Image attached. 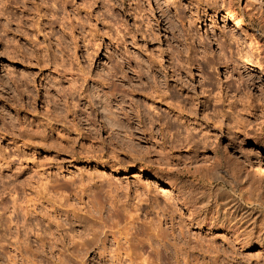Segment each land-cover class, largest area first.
<instances>
[{"label":"rangeland","instance_id":"374dc122","mask_svg":"<svg viewBox=\"0 0 264 264\" xmlns=\"http://www.w3.org/2000/svg\"><path fill=\"white\" fill-rule=\"evenodd\" d=\"M23 1L3 0V3L11 9L9 11L13 22L7 25L8 29L5 28L6 32L3 33L7 37L4 36L1 40L4 43L3 39L8 38L10 46L13 43L20 44L17 45V50L18 53L21 52L17 59H11L6 53L0 52V73L4 75L3 66L15 68L17 79L15 83L7 84L9 89L0 85V177H3L0 179L3 183H17L19 187L17 196L19 195L22 207L26 206L31 198L30 207L32 208L33 204L36 206L34 211L30 212L31 215L28 213L25 216L23 209L19 211L20 214L18 213L19 226L23 220L26 226L32 223L31 227L33 225L34 228L25 234L24 227H20V234H23L20 238L25 239L31 249H22L19 264H26L27 260L33 262L32 264H57L58 256L68 257L70 250L65 251L64 247L71 245L65 238L63 246L60 239L66 231H69V221L73 220L71 209L77 211L79 206L82 209L85 206L81 212L79 211L84 220L81 216L83 222L74 219L71 225L74 227L72 228L74 232L82 234V238L87 236L84 233L88 229L87 226L93 224L94 219L101 217V220L106 221L108 225L119 221V225L122 226L125 218L119 214L127 211L128 214L132 213L130 215L136 217L135 221L137 220L136 238L144 239L143 246L140 245L138 249L136 247V250H140V254L147 256L149 260L152 259L153 264H264V247L243 244L248 234L244 231L245 225L237 230L240 224H234L233 221L224 226H220L218 222L212 223L216 216L214 200L211 199L209 205L199 202L200 195H206L205 192L212 194L216 188L222 186L220 180L216 182L207 177L212 167L217 166L218 174L222 175L224 180H233L229 166L232 165L231 168H234L243 165L241 173L246 175V173L251 174V167L255 164L254 162L244 164L239 155L233 153L230 142H239L238 139L246 140L245 133L250 134L252 139L257 134L264 136V0H164L168 2L170 12L176 18L173 22L174 29L156 8L154 0H90L91 4H87L90 7L83 0ZM105 4L109 7H103ZM137 6L142 7L137 8ZM238 18L241 21L238 22ZM49 23L52 25L50 26ZM145 25L151 26L152 37L145 33ZM0 27L2 28L3 25L0 24ZM117 28L121 31H116ZM181 30L186 31V39L181 40L186 44L184 46L189 48L187 50L186 47L178 45L171 36L172 32L175 36H178L179 32L182 34ZM197 30L202 34L205 43L209 42L205 37L207 32L210 35L212 32H216L215 34L219 32L218 35L221 32L223 39L227 34L234 35L236 41L229 40L231 47L228 49H237L236 51L242 56L240 60L239 57L233 56H236V53L232 55L236 66L239 64L237 70L241 71L240 78L245 87L242 86L241 89L227 87L230 78L225 77V69L223 66L216 68L213 65L214 56L219 54L216 44L203 49L199 45V40L194 38ZM119 33L125 34V38ZM89 34L94 39H91ZM34 37L36 39L38 37L35 44L32 39ZM17 40L18 42L15 43ZM85 40H89L88 43ZM1 41L0 46H2ZM84 42L88 47L87 50L85 48L87 52L83 48ZM93 43V47H90ZM37 46L48 47L46 56L50 63L54 60L64 61L65 66L75 69L74 72L77 68L81 70L83 68L84 71L89 72V76L91 75L86 83H82L84 92L80 94L81 97L75 96L74 101L78 100L75 101V104L78 103V108L71 106L73 101L70 103L65 98L55 104L50 99L46 101L45 80L52 89L59 88L54 84L53 79L46 78L52 75L55 77L53 65L44 68L36 65L26 66L24 60L20 61L19 59L22 58H18L29 50H33L38 56ZM228 49L227 54L236 52L232 49L228 52ZM88 51L91 56L88 55ZM149 51L156 57V61L161 62V67L157 66L156 61H152ZM168 55H171V58ZM177 57L181 59L178 60ZM119 61H122V64ZM206 61H209L212 67L208 66L200 71L199 68ZM135 62L142 70L141 83L127 67ZM110 64L117 65L116 68L114 66L116 70H113L116 72V77L111 76L106 69ZM175 68L179 72H174ZM27 69L35 72L36 78L31 82L30 79H27L28 81L25 79L27 83L29 82L25 85L24 79L19 80L18 76L20 77L19 74ZM152 70H155V73ZM149 76H154L155 79ZM102 78L106 79L105 83ZM113 83L122 86L121 91H114L106 98L114 106L121 98L120 93L123 92L124 99L132 95L135 99L138 97L153 102L156 108L159 107L156 109L158 112L152 111L153 108L140 112L133 102H128L129 107L124 104L123 112L128 114V120L123 116V112L120 117L125 119V123L130 124L129 136L124 134L125 129L117 127L115 123H109L96 103V98L91 95L100 88L110 89ZM149 87L156 89V95H147ZM219 88L221 90H218ZM86 89H90V94ZM166 90L167 94H165ZM144 91L148 92L147 96L142 93ZM214 93L220 94L222 98L229 97L228 101H235L237 110H242L239 112L241 114L238 116L235 108H229L222 102H216L218 109L216 106L214 108L213 101L207 102L208 96L211 97L215 95ZM98 94L101 95L102 92ZM242 94L254 100L256 97L259 98L255 107L250 108L252 111L249 114V111L243 112L244 109L241 108L247 97ZM238 97L241 99L238 100ZM216 109L220 111L218 115H222V118L218 116L219 120L213 118V114L217 113ZM235 115L236 120H240L237 121L238 123L233 122ZM229 116L233 118L230 119ZM235 123L238 124L237 127ZM221 131L224 132L222 136ZM250 155H253V152ZM255 184L260 188L258 189L264 199V181L256 180ZM43 186L49 189L45 190ZM160 187H167L168 192L163 193ZM225 188L231 190L230 187ZM40 189L43 191L41 192ZM41 193H48L46 195L50 201L45 202ZM137 194L141 198L145 197L146 200L139 202L142 204L138 207H133L132 205L138 200ZM51 199L55 204L61 201V208L69 209L67 216L60 217V220L66 223L63 226L65 230L55 232L57 238L53 250L48 244L43 246L38 244L36 234L34 235V232L44 234L40 229L45 228L47 223L42 221L41 213L45 212V207L51 209L53 204ZM97 203L99 207L103 206L100 211L93 210L94 206L98 207ZM88 206L93 213L91 214L97 217L92 219L89 212L85 213ZM117 206L119 209L116 210ZM250 206L248 205L247 208ZM9 213L6 214L0 209V220ZM261 218L263 219V214L259 216V222ZM155 227L160 230H156ZM2 228L0 227V232H3ZM52 228L55 229V226L53 225ZM155 231L160 232L159 236ZM261 233L254 232L255 236ZM135 241L137 240L134 239L132 242ZM37 245L40 247L35 254ZM90 245V251L83 256L82 263H75L68 258V264H109L106 258H101L99 255L102 245ZM106 246L114 247L110 236ZM6 250L9 254L13 253V249L9 246ZM7 261L6 256L0 258V263L5 264Z\"/></svg>","mask_w":264,"mask_h":264},{"label":"bare ground","instance_id":"6f19581e","mask_svg":"<svg viewBox=\"0 0 264 264\" xmlns=\"http://www.w3.org/2000/svg\"><path fill=\"white\" fill-rule=\"evenodd\" d=\"M18 1V0H17ZM20 1V0H19ZM23 1V0H22ZM55 1V0H54ZM82 1V0H81ZM84 2H85V4L87 5V4H91L90 2H92V1H90V0H83ZM90 1V2H89ZM155 1V4H156V8H158V10L159 11H161V15H163V17H165V19L167 18V20H168V22H169V25L172 27V29H174L175 27H174V25H173V22L174 21H176V18H174V16H173V14H171V12H170V7L167 5V1H164V0H154ZM5 2V1H4ZM24 2V1H23ZM93 2H95V1H93ZM106 2H108V1H106ZM172 2V1H171ZM16 3V2H15ZM122 3V2H121ZM120 3V4H121ZM173 3V2H172ZM84 4V3H83ZM110 4V3H109ZM173 4H175V2L173 3ZM106 5H108V4H105V5H103V7H105ZM137 5H138V3H137ZM178 5V4H177ZM88 7H90V5H87ZM136 6V5H135ZM106 7H109V6H106ZM112 7V6H111ZM142 6H137V8H141ZM176 7V6H175ZM9 9L10 8H8L4 3H3V0H0V24L1 25H3V27L0 29V41L2 40V38H4V36H6L5 34H3L4 32H6V30L8 29L7 28V25H9L11 22H13L12 21V14L10 13V11H9ZM11 10V9H10ZM65 10V9H64ZM66 13V12H65ZM63 16V15H62ZM80 16V15H79ZM198 17V16H197ZM61 19H62V21H63V19H64V16L63 17H61ZM80 19V18H79ZM195 21V20H194ZM238 22L239 21H241L239 18H238V20H237ZM117 22V21H116ZM120 22V21H119ZM189 23H191V22H189ZM62 24H63V22H62ZM71 24H72V22H71ZM149 24H150V22H149ZM17 25V24H16ZM49 25L51 26L52 25V23H49ZM116 25V24H115ZM114 25V26H115ZM121 25H123V24H120V26ZM11 26V25H10ZM9 26V27H10ZM70 26V25H69ZM73 26V25H72ZM119 26V25H118ZM17 28H18V26H16ZM40 27V26H39ZM53 27V26H52ZM116 27V26H115ZM123 27V26H122ZM145 27H146V32L145 33H147V35L149 36V37H152L153 36V32H152V30H151V26H149V25H145ZM5 28H6V30H5ZM42 28V27H41ZM40 28V29H41ZM72 28H74V27H72ZM44 29V28H43ZM75 29V28H74ZM70 30H71V28H70ZM189 30V29H188ZM116 31H118V28H117V30ZM121 30H119L118 32H120ZM183 30H181V33L182 34H180V32L178 33V36L176 35L175 36V33H173L172 32V34H171V36L174 38V40L178 43V45H180V46H184V45H186L185 43L183 44V41L181 40V39H186V37H185V35H186V31L184 30L183 32H182ZM190 31V30H189ZM7 32H9V31H7ZM39 32V31H38ZM71 32V31H70ZM89 32V31H88ZM143 32V33H144ZM40 33V32H39ZM122 33V32H121ZM196 34H194L195 35V37L194 38H197V40H199V45L203 48V49H205V48H207L208 46H211L212 44L214 45V44H216V47H217V49H218V51H219V54L217 55V56H214V58H213V65L214 66H216V68H220V67H222L223 66V69H225V77L227 76V78L229 77L230 78V81L226 84L227 85V87L228 88H231V86H233L235 89H241V87L243 86V87H245L244 86V84L242 83V78H240L242 75H241V71L239 70H237V66H239V64L236 66V64H235V59H234V57H239V59H240V57L242 58V56H241V54H239L235 49H232V50H235L236 52H232V54L230 55L229 53V55L227 54V49L228 48H230L231 47V45H230V41H234L236 38L234 37V35L233 34H227L226 35V37H224V39H223V36H221L222 34H221V32H220V34L218 35V33L217 34H215L216 32H212V37H211V35L207 32L206 34H205V37L207 38V39H209V42L207 43H205L204 42V40L202 39V34L200 33V31L199 30H197L196 32H195ZM91 34H93V33H91ZM118 34V33H117ZM120 34V33H119ZM189 34V33H188ZM226 34V33H225ZM15 35V34H14ZM28 35V34H27ZM120 35H122V37L123 38H125V34H120ZM233 35V36H232ZM34 36V35H33ZM74 36V35H73ZM72 36V37H73ZM83 36V35H82ZM94 36H95V34H94ZM7 37V36H6ZM5 37V39H3L4 40V43H2V41H1V45L2 46H0L1 48H0V52H1V54L3 53H6L7 55H9L10 56V58L11 59H17V56H18V54L21 52H19L18 53V50H17V45H19L20 46V44H17V45H15L14 43H13V45H11L10 46V40L8 39V38H6ZM14 37V36H13ZM27 37V36H26ZM89 37H90V34H89ZM11 38V37H10ZM35 38V37H34ZM32 38L33 40H34V44H35V42H37V41H35V40H38V37H37V39L35 38ZM87 38V37H86ZM91 39H94L93 38V36H91L90 37ZM123 38H121L122 40H123ZM17 39V38H16ZM15 39V40H16ZM27 39V38H26ZM85 39V37H83V40ZM118 39V38H117ZM90 40V39H89ZM89 40H85L86 41V43H88V41ZM121 40V41H122ZM126 40V39H125ZM193 40V39H192ZM230 40V41H229ZM58 41H60V40H58ZM97 41V40H96ZM236 41V40H235ZM7 42H8V44H7ZM13 42H15V41H13ZM18 42V40L15 42V43H17ZM61 42V41H60ZM91 42V41H90ZM94 43H96L95 41H93ZM124 42H126V41H124ZM123 42V43H124ZM10 43V44H9ZM85 43V42H84ZM84 44L83 46V48H84V50H85V48H86V50H87V44ZM92 43V42H91ZM94 43L93 44H89L90 45V47L92 46V45H94ZM238 43V42H237ZM28 44V43H27ZM33 44V45H34ZM97 44V43H96ZM32 45V44H31ZM40 45V44H39ZM43 46V45H42ZM238 46V45H237ZM28 47V46H27ZM37 47H39V46H37ZM41 47V46H40ZM37 48V50H38V54L40 55H38V56H36L33 52V50H29V52H26V53H22L21 55H19V56H21V57H18V58H22V59H19L20 61H23V62H25L26 63V66H33V65H36V66H38V67H40V68H44V67H50L49 65L50 64H52L53 65V72L55 73V77H53V75H52V77H50V76H47L46 78L48 79H53L52 81L54 82V84L55 85H57V86H59V88H54V89H52L51 88V85H49V82L47 81V80H45L46 82H45V85H46V87H45V92H46V96H45V98H46V101H47V99H50L51 101H53V103L55 104L56 102H58V101H61L62 99H64L65 98V100H69V102L71 103L72 101H73V103H72V105L71 106H76V108H78L77 107V105H78V103L77 104H75V101L77 100H75L74 101V99H75V96L77 95V98H78V96H80L81 97V93L82 92H84V90H82V83H86V81H88L89 79H90V76H89V72L87 71H84L83 70V68H82V70L81 69H78L77 68V70H76V72H74V70L71 68V67H67V66H65L64 65V61H61V62H58V61H56V60H54L53 62L51 61V63L48 61V57L46 56L47 54H46V51L48 50V47H41V48ZM93 47V46H92ZM184 47H186V50L187 49H189L187 46H184ZM239 47V46H238ZM237 47V48H238ZM29 48V47H28ZM231 49H228L229 51L228 52H230V50ZM85 50V51H86ZM231 50V51H232ZM240 50V49H239ZM67 51H68V49H67ZM91 51V50H90ZM127 51H128V49H127ZM206 51V50H205ZM87 52V51H86ZM74 53V52H73ZM149 53L151 54V59H152V61L154 62V61H156V57H154V55H152L153 53L151 52V51H149ZM233 53L235 54L236 53V56L235 55H233ZM238 53V54H237ZM37 54V53H36ZM87 54V53H86ZM91 53H89V51H88V55H90ZM87 55V56H88ZM234 57H233V56ZM237 55H240V56H237ZM45 56H46V59H45ZM86 56V57H87ZM91 56V55H90ZM90 56L88 57V59L90 58ZM171 56V55H170ZM169 55H168V57H170ZM159 57V56H158ZM161 57V56H160ZM125 58V57H124ZM131 58V57H130ZM171 58V57H170ZM162 59V58H161ZM176 59V58H175ZM177 59L178 60H180L181 58L180 57H177ZM176 59V60H177ZM63 60H65V59H63ZM126 60V59H125ZM241 60V59H240ZM124 61V60H123ZM151 61V62H152ZM236 61H238L237 59H236ZM118 62V61H117ZM129 62V61H128ZM134 62V61H133ZM138 62V61H137ZM66 63V62H65ZM110 63H113V62H110ZM115 63V62H114ZM119 63H121L122 64V61L120 62L119 61ZM139 63H140V61H139ZM138 63V64H139ZM156 63H157V66H159V67H161L162 65H161V62L158 60V61H156ZM71 65H72V63H70ZM116 64V63H115ZM120 64V65H121ZM124 64V63H123ZM127 64V63H126ZM125 64V65H126ZM151 64V63H150ZM230 64L232 65V66H230ZM243 64V63H242ZM51 65V66H52ZM108 65V64H107ZM119 65V64H118ZM119 65V66H120ZM152 65L153 66H156V64H153L152 63ZM114 66L115 65H113V64H110L109 65V67L107 66V70H108V72H109V74L111 75V76H117L116 75V72H114L113 70L117 67V65L115 66V68H114ZM139 66V65H138ZM137 66V64H136V62H135V64H129L127 67H129V69H130V71H132L133 73H134V76L135 77H137L138 78V82L139 83H141L142 82V80H143V77H142V70H140L139 69V67ZM151 66V65H150ZM149 66V67H150ZM152 66V67H153ZM208 66H210V62L209 61H206V63L203 65V66H201L199 69H200V71H203V70H205L206 69V67H208ZM210 67H212V66H210ZM58 68H61V69H58ZM121 68V67H120ZM15 69V68H14ZM12 67H7V66H3V72H4V75L2 74V73H0V85L2 86V87H4V88H7V87H9V86H7V84L8 83H10V84H12L15 80H17L16 79V76H15V71L16 70H14ZM152 69V68H151ZM116 70V69H115ZM221 70V69H220ZM237 70V71H236ZM80 71V72H79ZM154 73H155V70H152ZM179 72V70H177V68H175V70H174V72ZM151 72V71H150ZM118 74V73H117ZM174 74V73H173ZM178 74V73H177ZM16 75H18V74H16ZM20 77L18 76V79L19 80H22L23 81V79H24V81H25V79L27 80V79H30V81L29 82H31V80H34L35 78H36V73L35 72H33L32 70H29V69H27V70H25V71H23V72H21L20 74ZM109 75V76H110ZM144 75V74H143ZM150 75H154V74H151L150 73ZM119 76V75H118ZM121 76V75H120ZM119 76V77H120ZM133 77V76H132ZM149 77H151V76H149ZM92 78V77H91ZM106 78V77H105ZM151 78H154L155 79V77L154 76H152ZM103 79V78H102ZM117 79V78H116ZM121 79V78H120ZM133 78H131V80H132ZM81 80V81H80ZM28 81V80H27ZM51 81V82H52ZM92 81V80H91ZM103 81H104V83L106 82V79H103ZM109 81V80H108ZM18 82V81H17ZM28 82V83H29ZM102 82V81H101ZM111 82V81H110ZM152 82H154V81H152ZM157 82V81H156ZM15 83V82H14ZM24 84L26 83V84H28L26 81L25 82H23ZM64 83H65V85H64ZM94 83V82H93ZM99 83V82H98ZM148 83H149V81H148ZM25 84V85H26ZM155 84V83H154ZM14 85V84H13ZM17 85H18V83H17ZM22 85V84H21ZM98 85V84H97ZM106 85V84H105ZM104 85V86H105ZM107 85H109V83L107 84ZM143 86H144V83L142 84ZM148 85V84H147ZM149 85H150V83H149ZM14 86H16V85H14ZM100 86V85H99ZM152 86V85H151ZM107 87V86H106ZM122 86H120V85H118V84H116V83H113L112 84V86H111V88L110 89H106V90H102L101 88L100 89H97V91L96 92H93L91 95L93 96V97H95L96 98V103L100 106V109L102 110L101 112H103V114H104V116L107 118V120L109 121V123H115L116 125H117V127H120V128H122V129H125L126 131H127V129H128V131L129 132H127L126 133V131H123L124 132V134H126L127 136H129L128 134L130 133V124L127 122V123H125L124 122V120L120 117V114L125 110L124 109V104H126L127 106H128V102H133L134 104H132V106L134 105L135 106V108H137L138 109V111H140V112H145L146 110H148V108L150 109V108H153V110L152 111H154V110H156V109H159V107L158 108H156V106H155V104H153V102H148L147 100H141V98L139 99L138 97H137V99H135L132 95L130 96V97H128L127 95V98L128 99H124V94H122V93H120L121 95V98H120V100H118L117 102H116V105L114 106L111 102H109L106 98H107V96H108V94H111L112 92H114V91H118V90H120V88H121ZM232 87V89H233V91H234V88ZM13 88V87H12ZM98 88V87H97ZM143 88H145V87H143ZM143 88H142V90H143ZM158 88H159V86H158ZM247 88V87H246ZM7 89H9V88H7ZM13 89H15V88H13ZM148 89V88H147ZM102 90V91H101ZM141 90V89H140ZM145 90V89H144ZM212 90V89H211ZM218 90H221V88H219ZM230 90V89H229ZM86 91H87V93L88 94H90V89L88 90V89H86ZM121 91V90H120ZM146 91H148V90H146ZM237 91V90H236ZM235 91V92H236ZM98 92L100 93V92H102V94L100 95V94H98ZM124 92H126V90H124ZM130 92V91H129ZM138 92H140V91H138ZM149 92V93H148ZM148 92H142V93H144V95H146V93H148L147 95L149 96V94H155L156 95V89L155 88H153V87H149V91ZM212 92V91H211ZM86 93V92H85ZM84 93V94H85ZM118 93V94H119ZM137 93V92H136ZM158 93V92H157ZM87 94V95H88ZM116 94V93H115ZM126 94V93H125ZM135 94V93H134ZM138 94V93H137ZM160 94V93H159ZM164 94V93H163ZM162 93H161V95H163ZM165 94H167V90H166V93ZM215 94V93H214ZM222 94V93H221ZM143 95V94H142ZM146 95V96H147ZM154 95V96H155ZM242 95H244L245 96V94H242ZM139 96V95H138ZM151 97H152V95H150ZM153 96V97H154ZM160 96V95H159ZM164 96H166V95H164ZM226 96H228V95H226ZM247 96V95H246ZM245 96V97H246ZM141 97V96H140ZM143 97V96H142ZM150 97V98H151ZM163 97V96H162ZM209 97V99H208V101L207 102H209V101H213V107L215 108V106L217 105L216 104V102H222V104H224V105H227L229 108H235L234 110H236V111H238V113H237V115L239 114V112H242V110L240 111V110H237L238 108H237V105H236V103H235V101H228L229 99H227V98H229V97H227V98H222L221 97V95L220 94H215V95H212L211 97L210 96H208ZM207 97V98H208ZM126 98V97H125ZM158 98V97H157ZM237 98V97H236ZM239 98V97H238ZM164 99H166V98H164ZM241 99V97L238 99V100H240ZM50 100H48V101H50ZM71 100V101H70ZM160 100V99H159ZM196 100V99H195ZM244 100V99H243ZM78 101V100H77ZM152 101V100H151ZM161 101H163V100H161ZM80 102V101H79ZM166 102V101H165ZM243 102V101H242ZM259 102V98L258 97H256L255 98V100L252 98V97H250V96H247L246 97V99H245V102H243V107H241V108H243L244 109V111L243 112H245V111H249L248 112V114L252 111V109H251V111H250V108H254L255 107V105L257 104ZM157 103V102H156ZM238 103V102H237ZM131 104V103H130ZM211 104V103H210ZM216 104V105H215ZM124 105V106H123ZM194 105V104H193ZM212 105V104H211ZM80 106V105H79ZM192 106V105H191ZM129 107V106H128ZM193 107V106H192ZM208 107H210V106H208ZM212 107V108H213ZM217 107V106H216ZM147 108V109H146ZM206 108H207V106H206ZM224 108V107H223ZM179 109V108H178ZM217 109H218V107H217ZM217 109H216V111H217ZM177 110V109H176ZM212 110V109H211ZM224 110H225V108H224ZM157 111V110H156ZM213 111H215V109L213 110ZM219 111V110H218ZM218 111H217V113L215 112L214 114H213V118L214 119H218L219 120V118H218ZM233 111V110H232ZM158 112V111H157ZM180 112V111H179ZM220 112V111H219ZM234 112V113H235ZM147 113H148V111H147ZM150 113V112H149ZM181 113V112H180ZM224 113V112H223ZM223 113H219V114H223ZM235 113V114H236ZM123 114V116L126 118V120H128V114L126 113L125 114V112H123L122 113ZM233 114V113H232ZM231 114V115H232ZM241 114V113H240ZM239 114V115H240ZM145 115V114H144ZM151 115H152V113H151ZM179 115V114H178ZM209 115V114H208ZM238 115V116H239ZM251 115V114H250ZM150 116V115H149ZM175 116H176V114H175ZM174 116V117H175ZM3 117V116H2ZM180 117V116H179ZM210 117V116H209ZM212 117H211V119H212ZM217 117V118H216ZM219 117H221L222 118V115L221 116H219ZM224 117V116H223ZM231 116H229V118H230ZM235 117H237L236 115L234 116V118L233 117H231V118H233V122L235 121V122H237L239 119V117L237 118L238 120H236V118ZM221 118H220V120H221ZM226 118V117H225ZM230 118V119H231ZM182 119V118H181ZM248 119V118H247ZM207 120H208V118H207ZM2 121H3V119H2ZM209 121H211L210 119H209ZM240 121V120H239ZM153 122V121H152ZM155 122V121H154ZM186 122V121H185ZM221 122V121H220ZM224 122V121H223ZM223 122H221V123H223ZM232 122V121H231ZM230 122V123H231ZM212 123H215L216 124V122H212ZM238 123V122H237ZM237 123H235V124H237ZM210 125V124H209ZM220 125V124H219ZM218 125V126H219ZM234 125V124H233ZM233 125H232V129H233ZM241 125V124H240ZM238 126V124L236 125V127ZM187 127V126H186ZM213 127V126H212ZM220 127H222V125L220 126ZM229 127V126H228ZM200 128H201V126H200ZM216 128V127H215ZM230 128H231V125H230ZM229 128V129H230ZM221 129V128H220ZM225 129V128H224ZM228 128H227V130H229ZM235 130H237L238 128H234ZM188 130V129H187ZM204 131V130H203ZM240 131V130H239ZM206 132V131H205ZM227 132V131H226ZM232 132H233V130H232ZM249 132V131H248ZM259 132V131H258ZM222 133H224V132H220V134H221V136H222ZM237 133V132H236ZM243 133H245V132H243ZM257 133V132H256ZM255 133V134H256ZM131 134V133H130ZM254 134V136H256ZM264 134V133H263ZM205 135H207V133L205 134ZM234 135H235V133H234ZM250 135V134H249ZM248 135V133H245V137H246V140H241L240 141V139H238V141L239 142H230L231 144H230V146H232V149H233V153L234 154H236V155H239V157L242 159V161L244 162V164L246 163V164H251L252 162H254L255 164L251 167L252 168V170H250V172H251V174L250 173H246V175H242V173H241V171H243V165L242 166H240V167H235L234 165V168L232 167L231 168V166H229L230 167V171L232 170V176H233V180H227V179H225L224 180V178H222V175H219L218 173V168H217V166H214V167H212V170H210V172H209V175L207 176L208 178H209V180H212V181H218V180H220L221 182H222V186H220V187H218V188H216L215 190L216 191H213L212 192V194L209 192V193H207V192H205L206 193V195L205 194H202V195H200L199 196V202L200 203H204V204H210L211 202V199H213L214 200V206L216 207L215 208V212L214 213H216V216H214L215 218H213V222H212V220H211V222L212 223H215L216 224V222H218L219 224H220V226H224L226 223H230V222H234V224H240V226L237 228V230L240 228V227H243L244 225H245V228H244V231L246 232V233H248L247 234V236H246V238L244 239V242H243V244L244 245H251V244H253V245H258L260 248H263L264 247V213H263V211H264V199H262L263 198V195H262V192L259 190L260 188L258 187V185L256 186V184H255V181L256 180H259V181H264V136L263 135H261V134H257V136L254 138L253 137V139L250 137ZM233 137V136H232ZM207 139H209V138H207ZM216 139V138H215ZM213 140V139H212ZM251 140V141H250ZM216 141V140H215ZM206 142V141H205ZM250 142H251V144H250ZM251 152H253V155H250V153ZM254 157H261V158H254ZM217 163H219V162H217ZM229 163V162H228ZM228 165V164H227ZM224 166V165H223ZM211 169V168H210ZM1 173V172H0ZM221 174V173H220ZM228 174V173H227ZM1 176V175H0ZM0 178H3V177H0ZM47 178H45V180H46ZM49 179V178H48ZM222 179V180H221ZM1 180V179H0ZM82 180V179H81ZM3 180H1L0 181V209L4 212V213H9V215L7 216V217H4L3 219H1L0 220V227L2 228V231L3 232H0V258H3L4 256H6V257H8V261H7V263L5 262V264H19V260L22 258V256H20V254H21V252H22V249H24V250H27V249H31L28 245H27V242L25 241V239H22V237L20 238V236H22L21 234H20V227H24V232H25V234H26V232H29V230H30V232L32 231V228H33V225H32V227H31V224L29 225V223L27 224V225H29V226H26L24 223H26V222H24L23 220H22V226L20 225L19 226V211L21 210V209H23V213H24V215L25 216H27L28 215V213L30 214V212H33L34 211V208L36 207L34 204H33V207L31 208L30 207V201H31V199L30 200H28L27 201V205L26 206H24V207H22V205H21V203H20V201H19V195L17 196V194H18V189H19V187H18V185H17V183L16 182H14V183H11V182H7V183H3L2 182ZM1 182H2V184H1ZM43 182V181H42ZM46 182V181H45ZM81 182V181H80ZM89 182V181H88ZM48 183V182H47ZM82 183V182H81ZM81 183H80V186H81ZM22 184V183H21ZM21 184H19V186L21 185ZM86 184H87V181H86ZM43 185H44V183H43ZM82 185H84V184H82ZM262 186V185H261ZM85 187V186H84ZM98 187V186H97ZM225 187H230V191L229 190H226V188ZM43 188L46 190L47 188L45 187V186H43ZM82 188V187H81ZM88 188L89 187H87V190H88ZM167 187H160V189L163 191V193H166V192H168V189H166ZM259 188V189H258ZM49 189V188H48ZM47 189V190H48ZM83 189V188H82ZM81 189V190H82ZM84 189H86V188H84ZM41 190V192L43 191V189H40ZM53 190V189H52ZM52 190H51V192H52ZM87 190H84V191H87ZM90 190V189H89ZM54 191V190H53ZM111 191V190H110ZM49 192V191H48ZM112 192V191H111ZM56 193V192H55ZM114 193V192H113ZM203 193V192H202ZM39 194V193H38ZM41 194H43V193H41ZM46 194H48V193H46ZM45 193L42 195V197L44 198V200H45V202H48V201H50L48 198H47V195H46ZM57 194V193H56ZM117 194V193H116ZM49 195H51V194H49ZM52 195H54V194H52ZM262 195V196H261ZM29 196V195H28ZM40 196V195H39ZM128 196V195H127ZM142 196V195H141ZM49 197V196H48ZM51 197V196H50ZM61 197V196H60ZM59 197V198H60ZM67 197V196H66ZM113 197V196H112ZM137 197H138V200L137 201H135V203L132 205L133 207L135 206H139V205H141L142 203H139V202H144V200H146V198L145 197H143V198H141V197H139V194H137ZM30 198V197H29ZM55 198V197H54ZM34 199H36V198H34ZM40 199H42L41 197H40ZM57 199V198H56ZM55 199V200H56ZM62 199V198H61ZM60 199V200H61ZM90 200V199H89ZM51 201H52V199H51ZM59 201V199L57 200V202ZM118 201V200H117ZM90 202V201H89ZM91 202H92V200H91ZM53 203V204H52ZM87 203V202H86ZM93 203V202H92ZM112 203V202H111ZM139 203V204H138ZM51 209H49L48 210V208H46L45 207V212H40L41 213V217H42V221H46V223H47V225H46V227L45 228H41L40 230H41V232L43 231V233L44 234H41V233H38V232H34V235L36 234V240L38 241V244H40L41 246H43V245H45V244H48L49 245V248H51V250H53L52 248L54 247V245L56 246V238H55V232H58L59 230H65L64 229V227L63 226H65V224L63 223V221H61L60 220V217H61V215H64V216H67V213L69 212V209H67V208H65V209H63V208H61V206H62V203H61V201H59V203L58 204H55V201L53 200L52 202H51ZM70 204V203H69ZM72 204V203H71ZM82 204V203H81ZM94 204V203H93ZM98 204V207H93V210L95 209V211L97 210H99L101 207H103V206H101V207H99V203H97ZM110 204V203H109ZM113 204V203H112ZM112 204H111V206H112ZM117 204V203H116ZM203 204V205H204ZM79 205V204H78ZM92 205V204H91ZM125 205V204H124ZM248 205H251L250 206V208H247V206ZM84 206V205H83ZM97 206V205H96ZM205 206V205H204ZM203 206V207H204ZM65 207V206H64ZM80 207V206H79ZM78 207V209H77V211L76 210H74V208H72L71 210H72V212H73V214H72V218H73V220L74 219H77V220H80V221H82V219H83V216L82 215H80L79 214V211L81 212V210H83L84 208H85V206H84V208L82 209V208H79ZM91 207V206H90ZM114 207V206H113ZM112 207V208H113ZM118 207V206H117ZM199 207H201V206H199ZM77 208V207H76ZM88 209H85L86 211H85V213H88L89 212V214H91L92 212H91V210L89 209V206L87 207ZM245 208V209H244ZM261 208V210H258V209H260ZM92 209V208H91ZM117 209H119V207L118 208H116V210ZM120 209H122L121 207H120ZM204 209V208H203ZM115 210V211H116ZM125 210H126V208H125ZM136 210V209H135ZM100 211V210H99ZM134 211V210H133ZM128 212V211H127ZM127 212H123V214H119V216H121V217H124L125 218V223H124V225L122 224V226H120L119 224H120V222L119 221H116V222H112L110 225H108V223L106 224L105 222L106 221H103V220H101V217L98 219H94V221H92L93 222V224L91 223V225H89V226H87L88 227V229H86L87 231H86V233H84V234H86L87 236H90V237H87V236H85L84 238H82V234L81 233H78V232H74V230L72 229V228H74V227H72L73 225H71V223L73 222V220L70 222L68 219H70V218H68V219H66L67 221H69V223H70V227H69V231H66L64 234L65 235H63V238H61L60 239V243H62V245L64 246L65 244H64V240H65V238L66 239H68V243L71 245V246H68V247H70V249L67 247V248H65L64 247V249H65V251H68V250H70L69 251V255H67L68 257H65V255H63V256H58V260H57V264H68V258L70 259V260H73V262H78V263H82V261H83V256L86 254V253H88L89 251H90V244H95L96 246L97 245H102V250L99 252V255L101 256V258L102 257H104V258H106V260L107 261H109V262H107V263H109V264H153L152 263V259L151 260H149L148 258H147V256L145 257V256H143V254L141 253L140 254V250L139 251H137L136 250V247H137V249H138V247L140 246V245H142L143 243H144V239H142L143 240V242H142V240H140L141 238H139V239H137L136 238V233H135V231H136V227H135V224H136V221H135V219H136V217L134 218V216H132V215H130V214H132V213H130V214H128ZM135 212H137V211H135ZM256 212H258V214L256 213ZM19 213V214H18ZM116 213H117V211H116ZM13 214V215H12ZM39 214V213H38ZM93 214V213H92ZM90 215V216H92V219H93V217L95 218V216L97 217V215ZM163 214V213H162ZM256 214V215H255ZM263 214V219L261 218V221L259 222L258 220H259V216L260 215H262ZM23 215V214H22ZM31 215V214H30ZM85 215V214H84ZM134 215V214H133ZM70 216V215H69ZM81 216H82V219H81ZM99 216V215H98ZM137 216V215H136ZM163 216V215H162ZM160 217H161V215H160ZM67 218V217H66ZM84 218H85V216H84ZM137 218H138V216H137ZM26 219V218H25ZM24 219V220H25ZM165 219V218H164ZM84 220V219H83ZM31 221V220H30ZM38 221H40V220H38ZM80 221H78V222H80ZM159 221H160V219H159ZM209 221V220H208ZM41 222V221H40ZM83 222V221H82ZM88 222H90V221H88ZM151 222V221H150ZM153 222V221H152ZM155 222V221H154ZM34 223V222H33ZM38 223V222H37ZM149 223V222H148ZM40 224V223H39ZM73 224V223H72ZM78 224V223H77ZM83 224H85V222L83 223ZM155 224V223H154ZM36 225V224H35ZM34 225V226H35ZM55 226V229H53L52 228V226ZM156 225H157V222H156ZM155 225V226H156ZM160 225H161V221H160ZM39 226V225H38ZM136 226H138V225H136ZM151 226V225H150ZM36 227V226H35ZM41 227V226H40ZM39 227V228H40ZM84 227V226H83ZM157 227V226H156ZM156 227H155V229H156ZM39 228H37V229H39ZM105 228V229H104ZM13 229H14V231H13ZM34 229V228H33ZM54 231H53V230ZM134 229V230H133ZM152 229H154V228H152ZM154 229V230H155ZM159 229V228H158ZM158 229H156V230H158ZM240 229H242V228H240ZM139 230V229H138ZM160 230V229H159ZM181 230V229H180ZM256 230V231H255ZM39 231V230H38ZM83 231V230H82ZM81 231V232H82ZM134 231V232H133ZM261 231H263L262 233H261ZM15 232V234H13ZM48 232V233H47ZM156 232V231H155ZM254 232H258V233H261V235H257V236H255V234H254ZM157 233V232H156ZM159 234H160V232H158ZM158 233H157V235H158ZM162 233V232H161ZM173 233V232H172ZM12 234H13V237H12ZM28 234V233H27ZM151 234V233H150ZM156 235V236H157ZM9 236V237H8ZM111 237V239H112V241H113V243H114V247H111V246H109V247H107L106 246V242L108 241V237ZM153 236V235H152ZM159 236V235H158ZM160 236H162V235H160ZM24 237H25V235H24ZM164 236H162V238H163ZM12 238V239H11ZM27 238V237H26ZM60 238V237H59ZM155 238V237H154ZM160 237H158V240L160 241V239H159ZM161 238V239H162ZM165 238H166V236H165ZM10 239H11V241H10ZM137 240V241H135V242H132L133 240ZM156 239V238H155ZM140 240V241H139ZM5 242H7L6 244H5ZM137 242H138V244H137ZM135 243V244H134ZM148 243V242H147ZM112 244V243H111ZM137 244V245H136ZM40 245L38 246H36V250H35V254H37L38 253V251H37V248L38 247H40ZM10 247L11 249H13V253L12 254H9V251L8 250H6V247ZM143 246V245H142ZM58 247V246H57ZM141 247V246H140ZM43 248V247H42ZM100 248V247H99ZM10 250V249H9ZM60 251V250H59ZM62 251V250H61ZM34 252V251H33ZM6 254H8V255H6ZM34 254V253H33ZM62 254H64V253H62ZM60 255H61V253H60ZM19 256H20V258H19ZM99 256V257H100ZM77 259H79V260H77ZM23 261V260H22ZM21 261V262H22ZM33 262H30V261H26V264H32ZM185 263V262H184ZM0 264H3V263H0ZM23 264V263H22ZM185 264H187V263H185ZM190 264V263H189Z\"/></svg>","mask_w":264,"mask_h":264}]
</instances>
